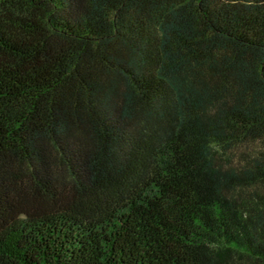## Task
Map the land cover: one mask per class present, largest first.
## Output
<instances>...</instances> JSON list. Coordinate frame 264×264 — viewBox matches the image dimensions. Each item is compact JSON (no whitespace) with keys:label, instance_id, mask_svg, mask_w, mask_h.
Here are the masks:
<instances>
[{"label":"trees","instance_id":"trees-1","mask_svg":"<svg viewBox=\"0 0 264 264\" xmlns=\"http://www.w3.org/2000/svg\"><path fill=\"white\" fill-rule=\"evenodd\" d=\"M0 264H264V0H0Z\"/></svg>","mask_w":264,"mask_h":264}]
</instances>
